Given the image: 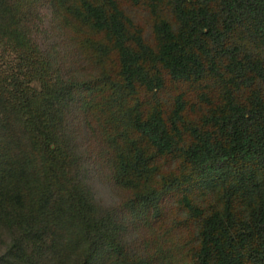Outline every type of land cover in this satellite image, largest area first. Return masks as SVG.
<instances>
[{
    "label": "trees",
    "instance_id": "16d2710c",
    "mask_svg": "<svg viewBox=\"0 0 264 264\" xmlns=\"http://www.w3.org/2000/svg\"><path fill=\"white\" fill-rule=\"evenodd\" d=\"M0 242V264H264V0H0Z\"/></svg>",
    "mask_w": 264,
    "mask_h": 264
},
{
    "label": "rangeland",
    "instance_id": "374dc122",
    "mask_svg": "<svg viewBox=\"0 0 264 264\" xmlns=\"http://www.w3.org/2000/svg\"><path fill=\"white\" fill-rule=\"evenodd\" d=\"M85 170V181L91 187L96 200L107 208L116 206L120 200V192L115 187V184L108 179L103 167L94 163H88ZM135 235L138 238L141 237L139 233ZM132 237L129 236V239L131 240ZM4 249L5 246L0 242V255L4 252Z\"/></svg>",
    "mask_w": 264,
    "mask_h": 264
}]
</instances>
